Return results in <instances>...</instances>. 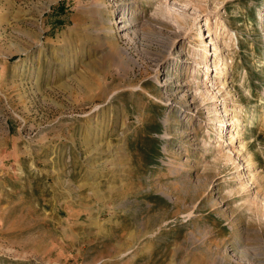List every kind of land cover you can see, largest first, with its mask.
<instances>
[{"label":"rangeland","instance_id":"1","mask_svg":"<svg viewBox=\"0 0 264 264\" xmlns=\"http://www.w3.org/2000/svg\"><path fill=\"white\" fill-rule=\"evenodd\" d=\"M0 264H264V0H0Z\"/></svg>","mask_w":264,"mask_h":264},{"label":"bare ground","instance_id":"2","mask_svg":"<svg viewBox=\"0 0 264 264\" xmlns=\"http://www.w3.org/2000/svg\"><path fill=\"white\" fill-rule=\"evenodd\" d=\"M236 117V116H235ZM235 117H233V122L232 123H236L235 121H238V119L237 120H234V119H236ZM243 172V171H242ZM245 174V173H244ZM239 177H241V176H239Z\"/></svg>","mask_w":264,"mask_h":264}]
</instances>
